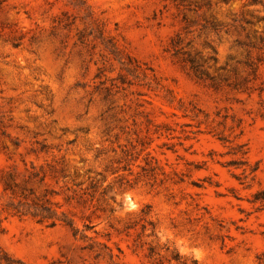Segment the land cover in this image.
<instances>
[{
	"label": "rangeland",
	"instance_id": "374dc122",
	"mask_svg": "<svg viewBox=\"0 0 264 264\" xmlns=\"http://www.w3.org/2000/svg\"><path fill=\"white\" fill-rule=\"evenodd\" d=\"M12 174L87 236L9 217L25 264H264V0H0Z\"/></svg>",
	"mask_w": 264,
	"mask_h": 264
},
{
	"label": "trees",
	"instance_id": "16d2710c",
	"mask_svg": "<svg viewBox=\"0 0 264 264\" xmlns=\"http://www.w3.org/2000/svg\"><path fill=\"white\" fill-rule=\"evenodd\" d=\"M231 0H225V2H230ZM246 155V153H245ZM35 171L26 179V181L31 178L37 179L40 183H46L47 178L49 177L46 169L41 168ZM52 179L57 185L60 184L61 179H66V176L60 174L57 169H51ZM12 182L7 179V176H3L2 185H3V194L7 198L6 200L0 199V234H2L4 229V221L9 217H18V218H32L42 225H46L48 228H54L58 225L68 227L72 230L73 236L78 238L79 235L81 239H86L87 236L85 232L81 231L77 225L75 217L77 215L71 211H59L62 207L59 205L53 206L50 200L41 203H30L28 202L27 197L18 196L16 192L17 183L13 180L14 177H17L15 174L11 175ZM56 196H61L62 194L57 193ZM75 198L72 196H67L64 198L67 205L71 206ZM83 232V233H82ZM177 260L183 259L179 254L175 256ZM197 264V261H194ZM0 264H25L23 261L14 258L12 255L8 254L2 247H0Z\"/></svg>",
	"mask_w": 264,
	"mask_h": 264
}]
</instances>
